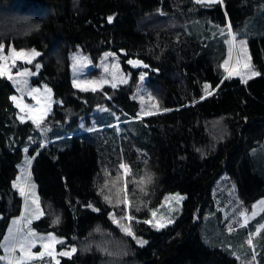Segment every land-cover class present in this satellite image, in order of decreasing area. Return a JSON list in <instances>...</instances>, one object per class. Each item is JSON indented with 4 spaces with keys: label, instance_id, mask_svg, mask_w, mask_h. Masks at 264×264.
<instances>
[{
    "label": "trees",
    "instance_id": "obj_1",
    "mask_svg": "<svg viewBox=\"0 0 264 264\" xmlns=\"http://www.w3.org/2000/svg\"><path fill=\"white\" fill-rule=\"evenodd\" d=\"M222 4L240 11L235 39L264 36V0H0V44L39 52L18 67L39 64L31 81L47 84L56 99L44 136L32 119L21 121L15 89L0 75V254L23 208L16 180L36 153L29 180L43 215L31 225L61 238L58 250L76 251L55 263L44 255L21 264H264V227L254 249L246 240L264 213L247 226L227 224L212 194L226 174L243 207L264 196V70L250 84L228 73L233 36L199 14ZM78 45L92 60L113 50L128 82L74 86L70 52ZM142 70L151 114L141 117ZM206 91L213 92L200 103ZM174 191L185 195L181 210L158 228L150 210ZM126 216L135 236L118 222ZM205 225L212 244L202 237ZM225 241L230 247L219 245Z\"/></svg>",
    "mask_w": 264,
    "mask_h": 264
},
{
    "label": "rangeland",
    "instance_id": "obj_2",
    "mask_svg": "<svg viewBox=\"0 0 264 264\" xmlns=\"http://www.w3.org/2000/svg\"><path fill=\"white\" fill-rule=\"evenodd\" d=\"M208 4V3H206ZM200 15L209 18L212 22L220 24V25H231V23L239 18L240 11L234 5L230 4L229 6H225L222 4L221 7L218 8H209L201 11ZM246 41V46L241 45L240 41ZM15 49L17 52L24 51L26 53H30L33 48H15L12 46L4 47L3 50H0V70L3 71V75H5L12 83L15 92L12 95L17 99L13 101L17 107V103L21 105L18 108L19 117H23L24 119H32L33 117L41 115V109H44L45 106L48 107V111L44 118L51 112L53 103L56 99L53 96L51 88L45 83H32L31 78L35 75L36 70H33L29 66L18 67L19 61H26V58L16 59L11 55V50ZM36 51V50H35ZM106 54H108L106 56ZM82 57L83 59L77 63V59ZM33 60V58H32ZM70 60H71V70H72V81H74L80 85L81 89H92L95 87L96 89H100L103 85L112 86L113 83H116L117 86L125 83H121L120 81L126 80L128 82L129 76L125 71L121 68L118 57L113 50H105L96 60H92L88 57V55L81 49L78 45L74 50L70 52ZM227 71L230 76H239L243 79V81L251 82L253 81L257 75H253V73H259V71L264 70V36L257 37L255 39L248 38H240L234 39L231 37V46H230V54L227 59ZM135 66H144L143 63ZM28 73V74H24ZM143 74V79L141 76ZM115 76V79L113 77ZM11 77V78H10ZM146 77V72L141 71L139 76V82L137 86V94L136 97L139 99L142 109L144 112L141 114L142 116L149 115V103H145L148 100L147 93H144L142 90L143 80ZM106 81V82H105ZM88 82H95L94 84ZM126 82V83H127ZM253 83V82H251ZM46 89H50L51 92H47ZM36 90V91H33ZM235 93V89L232 88L231 91H227L226 93V101ZM204 99H200V103H207L208 96H203ZM27 107H24V106ZM115 124H119L116 122ZM107 126V125H104ZM103 126V127H104ZM42 134L45 136L47 129L46 127H39ZM30 170V161L27 159L22 166V170L20 175L16 180V187L24 192V204L21 211V214L16 218H13L11 223L8 225L6 233L3 238L2 247L5 249V246L8 248V251L2 252L0 257H7V259L0 260V264H9V260L12 261V264H17L14 257L15 253L16 257H19V253L23 254L25 259L33 260L41 256L43 253L45 256L50 257L52 263H55L58 260V256L60 253L71 252V249L75 248L74 246H70L68 248H63L58 250L56 248V244L60 242L62 239L58 238L53 232H39L36 231L31 222L35 219H38L42 215L40 212H43L37 191V185L33 180L28 179ZM235 187L233 180L227 177L226 174L222 175V178L218 180L216 185L212 190V194L216 200V206L222 209L223 219L226 223L230 225H237L240 222L243 223L246 220H251L258 215L264 213V204H260L259 202L264 201V196L257 199L250 207H243L239 201H237V196L235 193ZM179 195L184 199V193L179 191L168 192L164 194L161 202L156 206L151 208L150 210V221L154 224V226L158 227L160 224L167 225L168 221H173L181 210L182 200L177 202L173 197ZM253 205H256L255 212L256 215L253 216ZM241 213L244 215L242 216ZM38 217V218H37ZM131 216H126L124 218H118V222L120 224L123 223L124 231L125 229L130 228L131 234L135 236V230L130 227L131 224ZM16 221V223H13ZM207 225L208 223V215L207 219L204 221ZM264 221L260 224H257L254 233L256 234L258 229H261ZM18 225L19 229L17 232L15 231ZM202 227V237L206 243L212 244L208 237V226ZM232 227V226H228ZM12 229L11 233L9 229ZM160 228V227H158ZM229 228V229H230ZM16 232V235H15ZM126 232V231H125ZM35 235H32V234ZM54 237V239H48L49 236ZM250 232L246 237V240L249 239ZM9 237L8 240H5V237ZM44 238V239H41ZM137 241H145L142 236H136ZM14 243V250L12 251V244ZM21 243L23 244V251H21ZM138 243V242H137ZM140 244V243H138ZM48 245L49 247H45ZM219 245H227L230 247L229 241L220 242ZM51 252L52 255L49 256L47 253ZM42 255V256H44ZM32 257L29 259V257ZM28 262V261H26ZM23 263V262H22ZM21 264V263H20Z\"/></svg>",
    "mask_w": 264,
    "mask_h": 264
},
{
    "label": "snow or ice",
    "instance_id": "obj_3",
    "mask_svg": "<svg viewBox=\"0 0 264 264\" xmlns=\"http://www.w3.org/2000/svg\"><path fill=\"white\" fill-rule=\"evenodd\" d=\"M196 2L197 3H222V0H196ZM113 20V17L112 16H109L108 17V21L109 22H111ZM227 32H228V34H229V36H233V34H232V32H231V25H228L227 26V28L225 29ZM225 30H222V32L223 31H225ZM235 39V37L233 36V40ZM228 43H231V41H228ZM240 44L241 45H245L246 46V41H240ZM4 47H5V45H3V44H0V50H3L4 49ZM11 55L14 57V58H16V59H20V58H26L27 60H28V63H31L32 62V58H34V57H36V56H39L40 55V53L39 52H36L35 50H32L30 53H26V52H24V51H19V52H17L15 49H12L11 50ZM108 54H106V56H107ZM77 59V63H79L80 62V60H82L83 58L82 57H79V58H76ZM128 63L129 64H132V65H138V64H140V61H133V60H129L128 61ZM228 63V61H225V64H227ZM36 67H37V69H39V67H40V65L39 64H37L36 65ZM144 67H147V65H144ZM4 73H3V71L2 70H0V75H3ZM24 74H28V73H24ZM253 75H259V73H253ZM11 78V77H10ZM113 79H115V76L113 77ZM141 79H143V74H142V76H141ZM106 82V81H105ZM121 83H126L127 81L126 80H121L120 81ZM88 83H91V84H94L95 82H88ZM221 83H223V81L221 82ZM74 86H76V87H80V85L79 84H77L75 81H74ZM117 85H116V83H113L112 84V87L113 88H115ZM210 86L209 85H205V89L207 90L208 88H209ZM92 90L93 91H95L96 90V88L95 87H93L92 88ZM33 91H36V90H33ZM46 91L47 92H51V90L50 89H46ZM212 94V92H210V91H206V93H205V95H211ZM205 97H201V99H204ZM11 99L13 100V101H16V97L15 96H13V97H11ZM196 101H193V103H195ZM17 107H21V105L19 104V103H17ZM24 107H27L26 105L24 106ZM41 111V115H39V116H36V117H33L32 118V120H33V123L34 124H36V126L39 128V127H42V121L44 120V116L46 115V113H47V111H48V107L47 106H45V108L44 109H41L40 110ZM166 111H170V110H166ZM151 114V113H150ZM20 119H21V121L23 122V117H20ZM45 131H47V129H45ZM41 146H43V145H41ZM121 168H123V169H125V171H126V173H127V166L126 165H124V164H121ZM21 195H24V192H23V190H21ZM173 199H175L177 202H179L180 200H182L183 199V197H180L179 195H177L176 197H173ZM260 204H264V201H261V202H259ZM255 208H256V205H253V213H252V215L253 216H255L256 215V212H255ZM40 215H43V212H40ZM241 215L243 216L244 214L243 213H241ZM38 218V217H37ZM129 219H131L130 217H129ZM56 222H58V221H54V223H56ZM172 221L171 220H169L168 221V223H171ZM13 223H16V221H14ZM165 225L164 224H160V225H158V227H164ZM262 227H264V226H262ZM11 231H12V229L10 228L9 229V232L11 233ZM125 231L128 233V234H131V229L130 228H128V229H125ZM229 231H231V228L229 229ZM258 232H259V229L257 230ZM32 235H35L34 233L32 234ZM254 235H256L255 233H252V234H250L249 235V239H248V241H247V243L251 246V247H253V249H254V245H253V236ZM9 239V237H5V240H8ZM41 239H44V238H41ZM48 239H54V237H52L51 235L48 237ZM138 243H140L141 245L142 244H144V243H146V241H137ZM45 247L47 248V247H49L48 245H45ZM5 251L7 252L8 251V248L5 246ZM21 251H23V244L21 243ZM76 251V249L75 248H73V249H71V252H64V253H60V255H71L72 253H74ZM49 256H51L52 255V253L51 252H48L47 253ZM42 255H44L43 253H41V256ZM32 257L30 256L29 257V259H31ZM4 259H7V257L5 256V257H0V260H4ZM255 259H256V254H255V251H253V253H252V260L253 261H255ZM9 264H12V261L11 260H9ZM17 264H19V262H17ZM249 264H251V262H249Z\"/></svg>",
    "mask_w": 264,
    "mask_h": 264
},
{
    "label": "crops",
    "instance_id": "obj_4",
    "mask_svg": "<svg viewBox=\"0 0 264 264\" xmlns=\"http://www.w3.org/2000/svg\"><path fill=\"white\" fill-rule=\"evenodd\" d=\"M257 77H258V75H257ZM257 77H256V78H257ZM256 78H255V79H256ZM255 79H254V80H255ZM248 83L250 84V82H248ZM29 177H30V170H29L28 179H29ZM24 202H25V201H24ZM13 218H16V217H13ZM13 218L10 219L9 224L11 223V221H12ZM247 221H248V220H246V221L243 222L242 224H244V225L247 226V224H246ZM19 226H20V225H18V226L16 227V225H15V231H16V232H17V230L19 229ZM262 226H264V223H263ZM262 226H261V227H262ZM229 228H230V227H229ZM16 232H15V235H16ZM3 238H4V237H3ZM58 238H59V237H58ZM2 242H3V239H2V241H1V249H2V252H4L5 249L2 247ZM13 246H14V243L12 244V251L14 250ZM17 253H18V251H17ZM17 253H15L14 263H15V261H16V262H19V264L22 263V262L29 261V260L25 259L24 255L21 254V253H19V257L17 258V257H16V254H17Z\"/></svg>",
    "mask_w": 264,
    "mask_h": 264
},
{
    "label": "water",
    "instance_id": "obj_5",
    "mask_svg": "<svg viewBox=\"0 0 264 264\" xmlns=\"http://www.w3.org/2000/svg\"><path fill=\"white\" fill-rule=\"evenodd\" d=\"M213 92V91H212ZM207 96H209V95H207ZM118 123H121V122H118ZM115 124V123H114ZM112 125V124H111ZM65 136H68V135H64V136H62V137H65ZM50 141H52V140H49L48 142H50ZM42 145H45V142L44 143H42ZM35 156H36V153L33 155V157L31 158V161H30V171H31V169H32V163H33V160H34V158H35ZM24 203V197H23V199H22V204Z\"/></svg>",
    "mask_w": 264,
    "mask_h": 264
}]
</instances>
